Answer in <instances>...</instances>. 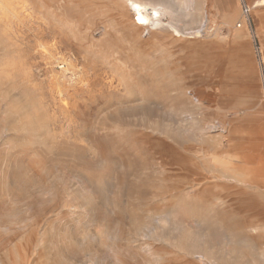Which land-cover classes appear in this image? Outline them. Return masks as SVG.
<instances>
[{
    "label": "rangeland",
    "instance_id": "obj_1",
    "mask_svg": "<svg viewBox=\"0 0 264 264\" xmlns=\"http://www.w3.org/2000/svg\"><path fill=\"white\" fill-rule=\"evenodd\" d=\"M261 6L0 0V264H264Z\"/></svg>",
    "mask_w": 264,
    "mask_h": 264
},
{
    "label": "bare ground",
    "instance_id": "obj_2",
    "mask_svg": "<svg viewBox=\"0 0 264 264\" xmlns=\"http://www.w3.org/2000/svg\"><path fill=\"white\" fill-rule=\"evenodd\" d=\"M260 3L262 5L260 7L261 8L260 12H262V11H264V0H260ZM132 7L136 11L135 15L137 17H136L135 20L137 21V23L139 25H142V27L144 25L148 24V22H149V20H148V12L149 11H148V9H150V13L154 16L153 18H155V19L158 18L159 19V17L161 16V12L159 10L160 8H158V7L157 8H153V7L149 8V7H146V5L144 3H142V5H141V4H139V3L135 2V1L132 3ZM153 18L151 17V19H153ZM204 30H205V28H201V29L196 30V32L199 34V33H201Z\"/></svg>",
    "mask_w": 264,
    "mask_h": 264
},
{
    "label": "built area",
    "instance_id": "obj_3",
    "mask_svg": "<svg viewBox=\"0 0 264 264\" xmlns=\"http://www.w3.org/2000/svg\"><path fill=\"white\" fill-rule=\"evenodd\" d=\"M244 7H245V8H244V11H245L246 13H249V12H250V7H249L248 5H245Z\"/></svg>",
    "mask_w": 264,
    "mask_h": 264
}]
</instances>
